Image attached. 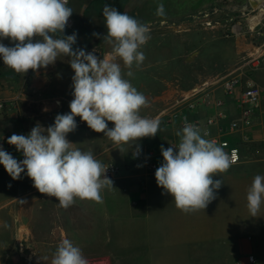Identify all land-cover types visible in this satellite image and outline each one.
Masks as SVG:
<instances>
[{"label":"clouds","instance_id":"clouds-1","mask_svg":"<svg viewBox=\"0 0 264 264\" xmlns=\"http://www.w3.org/2000/svg\"><path fill=\"white\" fill-rule=\"evenodd\" d=\"M67 5L68 0H0V39L13 42V46L0 43L5 66L25 75L30 69L35 72L55 64L61 55L70 58L68 63L74 71L70 112L57 114L47 128L37 125L28 135L8 137L7 143L22 152L24 159L18 161L0 147V164L13 180L25 173L40 193L56 198L65 209L75 198L102 202L101 190L114 188L106 176L108 168L92 152L74 148L67 139V134L77 128V116L117 145L132 142V147L141 138L155 137L161 130L159 118L140 114L141 108L150 106L149 101L124 78L117 62L118 58L122 60L128 77L134 75L133 66L138 68L146 59L140 49L151 38L149 26L105 4L107 34L103 41L111 46V54L100 59L94 50L73 48L77 42L75 32L64 35L73 14ZM163 14L164 6L159 4L157 15ZM108 122H113L114 127L109 128ZM176 136L180 138L178 145H161L163 163L155 171L157 185L173 197L181 211L204 210L222 185L221 179L214 180L213 176L228 171L236 163V153L229 155L224 150L226 145L205 139L193 123L185 122ZM246 199L251 216L256 217L264 204V175L254 177ZM51 264L89 261L79 247L64 238Z\"/></svg>","mask_w":264,"mask_h":264},{"label":"rangeland","instance_id":"rangeland-1","mask_svg":"<svg viewBox=\"0 0 264 264\" xmlns=\"http://www.w3.org/2000/svg\"><path fill=\"white\" fill-rule=\"evenodd\" d=\"M185 0H70L68 7L73 9L71 15L72 25L66 28L64 35H71L73 32L77 34V42L73 48H83L87 52L95 51V55L102 59L111 54V46L104 43L103 36L107 34L105 27V18L103 16V8L105 4L115 7L118 11L127 13L137 20L147 24L150 28L151 38L140 49L143 51L146 59L137 68L135 65L131 69L134 73L132 77L126 75L128 69L124 67L122 60L119 58L117 62L121 64L122 74L125 79L141 93H143L149 101L150 106L141 108L140 111L149 113L145 117L152 118V114L158 108L171 106L178 98L164 99L165 101H153V99L163 91L170 90L176 96H181L184 92L190 91L194 87L206 85L208 82L217 79L222 75L229 74L234 71L243 60L252 56L253 50H241L243 43L249 42L252 34L247 29V18H250L248 11L250 9L248 0H233L226 2L224 0H214L213 4L208 8H212L214 14L209 19H204L200 13H190L185 9ZM218 3H214L217 2ZM163 4L164 14L157 15V6ZM154 6V8H153ZM207 8V9H208ZM248 13V14H247ZM205 21L211 22L206 26ZM218 21L219 24L215 25ZM243 26L244 34H230L228 30L235 23ZM93 33L100 34L99 36ZM254 43L260 44L262 39L260 35H253ZM0 43L7 46H13V42L9 39H0ZM193 55L190 61L185 62L184 59ZM70 58L61 55L55 62V66L43 68L48 75H56L57 71H62L58 76H63V81L69 80L74 75L73 70L68 63ZM50 72V74H49ZM33 70H28L25 75L17 74L14 70L7 67L0 57V84L10 79L22 81L17 85L11 94L6 95L9 89L0 88V100H12L17 95H21L17 100L15 110L5 111L0 115V139L8 137L12 134L28 135L31 129L37 125L43 128L54 123L57 114H66L70 112L69 104L73 99L72 83L69 92L65 96H58L56 99H47L46 102L52 104V108L43 106V98L45 93L29 90V83ZM217 77V78H216ZM67 79V80H66ZM2 86V85H1ZM43 94V95H42ZM26 95V97H24ZM25 99H22V98ZM58 102V103H56ZM163 102V103H162ZM47 104V103H45ZM158 107V108H157ZM150 114V115H149ZM77 125L87 126L80 117H76ZM109 128L114 127L113 122H108ZM88 127V126H87ZM95 134L96 146L99 147L103 138V133ZM79 134V135H78ZM74 139L82 140L81 131L71 132L67 134V139L71 142ZM160 133L155 137L141 138L137 144H115L113 150L101 153L97 160L103 164L113 163L122 173L127 169L135 174L145 172L144 158L134 157L133 149L136 148L142 153V143L149 144V149L154 153L155 168L159 165V151L161 145L171 146L170 140L164 138V143L159 140ZM12 156L17 155L21 158L22 152L17 151L14 145H9ZM121 149V151H120ZM152 158V157H151ZM151 170L149 166H146ZM143 179V178H142ZM144 184L146 192L152 200L158 199V203L162 198H166L167 194L162 196L157 189L156 179L151 175L146 177ZM3 183V184H2ZM1 183V188H5V192L16 196L17 200L24 201L16 206V222L12 227H0V264H51L53 254L59 245L62 237L59 232L64 230L67 234L66 238L79 247L84 256L98 255L111 252H120L126 250V247L120 243L121 230L117 234H111L113 238L105 242V236L100 234L91 238L88 242V236L84 232L86 227H72V219L87 218V211L79 209L73 204L67 209L60 207L57 209L58 200L48 196V202L45 204V196L42 195L33 186V181L27 177L25 173L21 174L19 180H13L11 177ZM161 188V187H160ZM31 191V193L29 192ZM27 192V194H26ZM160 193V194H159ZM3 198V197H2ZM19 202V201H17ZM114 211L109 212V216H114ZM57 214L59 221L57 219ZM63 214V215H62ZM125 217V216H124ZM143 220V218H141ZM85 221V220H84ZM63 223L62 227L56 226V223ZM114 222L111 224L113 225ZM113 227L110 229L113 231ZM4 229V230H3ZM81 231L79 241L76 235H72L74 230ZM75 232V231H74ZM89 261V260H88Z\"/></svg>","mask_w":264,"mask_h":264},{"label":"crops","instance_id":"crops-1","mask_svg":"<svg viewBox=\"0 0 264 264\" xmlns=\"http://www.w3.org/2000/svg\"><path fill=\"white\" fill-rule=\"evenodd\" d=\"M213 1L185 0L184 5L190 13L200 11L203 14H208L204 17L207 20L216 12L212 11L213 7L208 8L213 4ZM214 3H218V1ZM247 3L249 5V0ZM243 28L238 22L232 25L228 31L230 34L239 35L245 33ZM235 30L239 34H236ZM251 37L249 42L243 43V46L239 48L240 51L247 49L254 51L251 63L253 66L240 64L233 72L216 77L217 79L208 82L200 89L199 95L209 94L226 101L224 107L228 118L218 121L215 128L210 127L212 135L216 134L217 127L226 128L228 120L239 119V110L235 105V100L239 96L240 90L235 89L233 96H226L221 85L225 78L239 76L242 87L252 83L264 90V45H262V41L260 44L254 43L255 37L253 35ZM49 66L56 67L55 64ZM61 72L57 71L56 75L52 76V74L48 75L43 68L33 71L28 88L32 91L45 93L46 97L42 96L45 108H52V104L46 102L47 99L65 96V93L70 90L73 76L69 80L66 79V82L63 81V76L57 75ZM21 82L12 78L1 83L0 88L3 85V88L7 87L9 91L6 95H9L11 90H14ZM24 97L22 99H25ZM172 97L181 98L180 95L176 96L172 91L167 90L157 95L153 101L159 103ZM179 104L174 102L162 110L157 107L158 109L152 114V118H159L161 122V130L158 131L160 133L158 141L161 144L164 143L163 137L169 139L171 145L179 143L180 138L176 136V132L182 128L176 123L169 124L166 120L169 112L177 109ZM196 111L197 113L191 114L190 117L199 119L200 122L216 115L213 107L201 106ZM148 113L149 110L148 112L140 111L142 115L146 114L147 116ZM91 130L87 126L85 128V126L77 125L74 132L81 131L82 140L72 137L73 147L92 152L95 159L106 150H113L115 143L104 135L101 140L102 145L97 147L95 134L91 133ZM231 138L239 144L241 160L238 164L231 166L228 171L216 173L213 176L214 180L221 179L222 185L216 190V198L204 210L185 213L175 206L173 197L167 193H165L167 197L162 198L159 203L158 199H150L143 179L150 175L155 178L156 169H154L155 165L152 161L154 153L149 149L148 143L144 145L142 143V153L140 152L143 154L148 151L152 157L148 162L143 159L145 172L135 174L126 168L124 172L119 173L118 169L115 175L108 177L113 181L114 188L105 187L101 190L102 202L75 198L73 206L86 210L87 218L72 219V227H86L84 232L88 236V242H91L92 237L95 240L102 234L105 236V242L109 243L113 238L110 235L117 234L118 224H120V243L126 247V250L120 252L87 255L85 257L89 260V264H234L249 253H254L258 257L259 264H264L261 254V241L264 237V204L261 205L256 217H252L246 199L247 190L254 177L258 174L264 175V101L255 111L250 125L234 132ZM163 147L167 148L165 144ZM134 150L137 149L134 148ZM13 157L17 160L20 159L17 155ZM158 157L157 168L163 163L161 149ZM149 162L151 170L146 167ZM9 178L10 175L3 166L0 169V227L3 228L10 224L12 227L15 226L16 206L22 204V200H17L14 193L12 197H9L5 188H1V183ZM157 190L162 196L164 195L162 188L159 187ZM29 192L31 193V191ZM42 195L45 196V204H47L48 196ZM56 205L59 209V204ZM112 211L115 212L116 218L109 216V212ZM58 217L57 214L59 221ZM112 222L115 227L113 231L110 229L113 227ZM62 224L57 222L56 226L62 227ZM74 231H72V235H76L79 241L78 236L82 233L76 229ZM66 236L64 230L59 232L58 237L64 239ZM109 237L110 241H108ZM249 237L250 239H248Z\"/></svg>","mask_w":264,"mask_h":264},{"label":"built area","instance_id":"built-area-1","mask_svg":"<svg viewBox=\"0 0 264 264\" xmlns=\"http://www.w3.org/2000/svg\"><path fill=\"white\" fill-rule=\"evenodd\" d=\"M70 0H68V4ZM68 6V5H67ZM249 15L256 16L261 9H264V5H260L256 9H253L249 4ZM247 13V14H248ZM208 16V14H204V17ZM249 18H247L248 21ZM204 24L206 26L210 25L211 22L205 21ZM219 22L216 21L215 25H218ZM72 25V19L69 18L68 25L66 28H70ZM247 25L248 33L252 35H260L262 38V45H264V17H261L258 22H256L252 27ZM236 34H239L237 30L234 31ZM243 60V65H251L253 61V55ZM253 66V65H251ZM222 89L226 96H233L235 89H239V96L235 100V105L239 110V119L228 120V125L226 128L217 127L216 134L212 135L210 132V127H216L217 122L220 120H225L228 118L225 111L226 101L221 98L213 97L209 94L199 95L200 89L206 85H201L199 87H194L190 91H187L181 95L180 99L175 101V104H179L177 109H173L166 116L167 123L178 124L181 128H183L185 122L193 123L198 126L200 129L201 135L205 139L215 140L218 145H222L226 147L224 148L225 152L229 155L232 154L233 151L236 153V165L241 160V150L238 142L232 140L231 135L239 130L242 127H247L250 125L251 119L256 110L261 105V102L264 101V90H262L259 86L255 84H247L246 86H241V78L238 76H233L229 78H225L222 83ZM21 95H17L12 100H0V115L4 114L5 111H12L16 109L17 100L20 99ZM58 103V102H56ZM213 107L215 108L216 115L214 117H208L203 122H200L199 119H191V114H196L197 109L199 107ZM206 134V135H205ZM0 147L3 150L10 153L9 144L7 143L5 138L0 139ZM11 154V153H10ZM133 156L138 158L142 157L145 161H151V154L147 151L141 154L138 150L133 152ZM24 159L23 154L19 160ZM18 160V161H19ZM151 167L150 162L147 164ZM232 165V166H233ZM103 166L107 169L106 176H113L118 172V168L114 166L112 163H105ZM3 165L0 164V169H2ZM250 239V237L248 238ZM261 254L262 258H264V237H262L261 241ZM234 264H259V259L254 253L246 254L243 259L236 261Z\"/></svg>","mask_w":264,"mask_h":264},{"label":"bare ground","instance_id":"bare-ground-1","mask_svg":"<svg viewBox=\"0 0 264 264\" xmlns=\"http://www.w3.org/2000/svg\"><path fill=\"white\" fill-rule=\"evenodd\" d=\"M260 1L262 4H264V0ZM261 17H264V9H261L256 16H250V18L248 19L249 26L252 27L256 22L259 21Z\"/></svg>","mask_w":264,"mask_h":264},{"label":"water","instance_id":"water-1","mask_svg":"<svg viewBox=\"0 0 264 264\" xmlns=\"http://www.w3.org/2000/svg\"><path fill=\"white\" fill-rule=\"evenodd\" d=\"M249 4L253 9H256L257 7H259L260 5H264L261 3L260 0H249ZM193 57V55L191 54L190 56H188L187 58L184 59L185 62H188L191 60V58Z\"/></svg>","mask_w":264,"mask_h":264},{"label":"flooded vegetation","instance_id":"flooded-vegetation-1","mask_svg":"<svg viewBox=\"0 0 264 264\" xmlns=\"http://www.w3.org/2000/svg\"><path fill=\"white\" fill-rule=\"evenodd\" d=\"M197 12L200 13V14L202 15V17H204V14H203L202 12H200V11H197ZM197 12H196V13H197Z\"/></svg>","mask_w":264,"mask_h":264}]
</instances>
